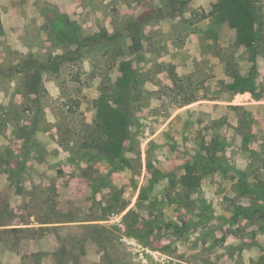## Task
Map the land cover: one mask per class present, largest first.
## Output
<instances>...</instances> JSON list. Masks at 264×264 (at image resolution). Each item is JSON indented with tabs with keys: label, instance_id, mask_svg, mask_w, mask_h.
<instances>
[{
	"label": "rangeland",
	"instance_id": "374dc122",
	"mask_svg": "<svg viewBox=\"0 0 264 264\" xmlns=\"http://www.w3.org/2000/svg\"><path fill=\"white\" fill-rule=\"evenodd\" d=\"M247 1L0 0V264H264Z\"/></svg>",
	"mask_w": 264,
	"mask_h": 264
},
{
	"label": "trees",
	"instance_id": "16d2710c",
	"mask_svg": "<svg viewBox=\"0 0 264 264\" xmlns=\"http://www.w3.org/2000/svg\"><path fill=\"white\" fill-rule=\"evenodd\" d=\"M246 4H247L248 9H243V5L241 3H238V4H236L235 6H233L231 8L232 9L231 12L234 13V14H237V16H243V17L249 19L250 21L252 20L251 14L253 13L254 19H255V17L257 18L256 21L253 20L255 25L257 24L256 26L258 27L257 30H256L257 42L263 43L264 42V28H263L264 27V21H263L262 17H257L255 9H252V7H254L253 6V4H254L253 1H247ZM143 22L144 21L141 20V19L138 20L139 24H141ZM139 24H134L132 26V28L128 29L130 33L131 32L132 33L135 32L134 33V37H133V49L134 50H139L141 48V39L139 37V33H140ZM247 25H248V23H247ZM248 31L250 32L248 26H245V27L242 26L239 29V32L241 33V37L242 36H246V37L249 38V40H252L251 36L253 35V32L251 31L249 33ZM104 35L108 36L106 33H104ZM259 43H255V45H248L250 48H252L251 61H252L253 72H255L256 68H257V52H258V49L261 46H264V45H260L259 46ZM242 91L243 92L249 91L252 94H254L253 90H250V89H243ZM191 102H193V101L188 100L183 105L190 104ZM209 160H212V159H209ZM194 163L197 164V165L206 164V162L204 163V161L202 159V151L201 150H199L196 153L195 158H194ZM193 170L194 169L191 168L190 164L187 163L186 166H185V172L186 173H185V175H183L181 177V181L186 187H191L192 186L191 178H192V175H193Z\"/></svg>",
	"mask_w": 264,
	"mask_h": 264
}]
</instances>
